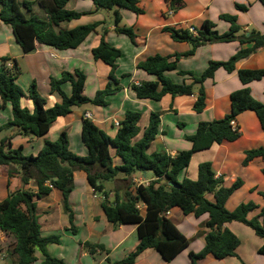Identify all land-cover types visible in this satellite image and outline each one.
<instances>
[{"label":"trees","instance_id":"16d2710c","mask_svg":"<svg viewBox=\"0 0 264 264\" xmlns=\"http://www.w3.org/2000/svg\"><path fill=\"white\" fill-rule=\"evenodd\" d=\"M72 0H37L38 5L46 15L40 19L34 15L32 3L23 0H0V21L9 26L16 44L23 54L32 53L37 44L49 46L59 51L75 49L92 33L100 34L98 45L91 53L95 61H101L110 68L106 86L98 90L93 98L83 94L86 80L85 74L76 69L73 72H63L59 78L49 79L51 94L59 98V102L46 108V101L37 91L35 82L28 88V98L32 102L33 111L29 112L21 107L24 93L17 84L18 71L15 64L7 65L8 59L1 58L0 65V110L7 104L11 108V120L0 128L14 129L15 134L44 137L58 118L71 113L74 107L90 104L104 107L108 105L107 97L120 91L119 79L115 73L117 61L121 57L120 49L110 45L105 36L107 28L104 22L68 29L64 25L83 16L112 9L128 10L136 15L143 14L138 7V0H90L93 9L88 12L68 10ZM168 10L175 13L182 6V0H163ZM264 6V0H258ZM245 11L247 8L238 6ZM221 20L229 24L228 31L219 34L215 25L204 20L199 25L190 27L165 26L162 32L169 35L173 42L188 43L190 49L183 53L169 56L159 54L149 56L136 65L138 70L153 77L152 81L130 83L129 88L138 100L161 101L165 96H193V110L201 113L206 107L204 82L213 79L215 72L222 68L228 73L235 71V64L247 58L258 49H264V32L250 30L242 32L236 22V17L223 14ZM121 15L115 12V32L123 35L134 44L136 33L132 27L120 26ZM101 29V31H100ZM237 42L239 48L227 61H210L208 66L199 74L178 68L181 59L194 55L196 49L205 43ZM242 45H247L243 48ZM176 72L184 80L175 82L169 75ZM237 76L243 87L230 94V112L221 119L199 122L193 135L185 139L191 143V148L179 151L174 156L165 152L148 153L151 143L158 134L159 115L151 113L149 123L140 139L139 121L141 114L126 111L123 119L118 123L117 133L111 138L94 122L84 118L81 125V141L88 153L79 156L69 149V139L66 131H62L54 141L45 140L43 147L36 155H24L22 147L12 148L10 140L5 137L0 141V166L7 171L8 177L17 176L23 186L33 181L36 190L21 188L10 193L0 201V233L12 237L14 244L11 254L13 264H32L35 262V252L43 254L42 264H65L62 260L48 256L47 247L59 243L58 235L42 237L36 200L57 190L62 196V207L68 214L72 233H76L74 214L69 206L68 198L72 192L73 175L75 171H82L86 181L94 194L102 198L101 209L113 228L121 225H136L138 244L133 251L114 264H133L137 257L147 249L155 250L161 258L172 261L180 252L187 248L188 239L166 217L170 210H180L184 215L196 218L207 215L208 220L203 225L207 231L198 235L204 238V247L198 252L189 253V264H201L204 259L211 257L222 260L236 256L239 239L224 224L239 222L253 230L254 234L264 241V204L258 206L253 202H242L234 210L228 211L225 204L231 194L243 185L237 178L229 187L223 186L222 178L215 177L210 162L198 165L197 178H184L178 181V174L186 169L194 153L207 150L222 142H234L240 136L238 128H232L231 122L246 111L255 114L258 123L264 130V102L256 100L248 84L264 78V69L237 71ZM123 78L129 75H123ZM185 79L190 80L186 83ZM69 83L70 94L65 93L62 85ZM110 149H114L115 157L121 159L120 166H114ZM256 158L264 159V147L245 151L243 165ZM150 171L154 179L147 185H135L132 181L136 173ZM264 175V169L261 171ZM122 176L121 184L112 190L107 188L109 182H114ZM172 183L175 187L169 185ZM119 191L122 195L119 196ZM110 194H113L110 198ZM212 194L214 201L206 198ZM264 198V190L258 191ZM143 206V208H138ZM257 211V212H256ZM256 212L252 217L249 214ZM84 250L89 254L101 251L100 244L84 242ZM264 256V243L258 249Z\"/></svg>","mask_w":264,"mask_h":264},{"label":"crops","instance_id":"0c3cea01","mask_svg":"<svg viewBox=\"0 0 264 264\" xmlns=\"http://www.w3.org/2000/svg\"><path fill=\"white\" fill-rule=\"evenodd\" d=\"M18 1L21 3L23 0ZM27 1L32 3L35 16L40 19L46 18L37 0ZM182 3L183 6L172 13L166 8L163 0H138V7L143 10V14L131 17L130 24L133 25L136 33L134 44L128 41L125 36L117 34L114 25L107 26L106 41L122 52L117 61L115 73L119 79L120 91L108 96V105L104 107L90 104L74 107L70 114L58 118L51 124L44 137H32L30 141L34 145L30 144L29 150L22 143L23 136L15 134V130L11 129L8 137H12L10 140L12 148L21 146L23 154L36 155L43 147L45 140L54 141L62 131H66L69 149L79 156H86L88 151L80 137L82 120L87 118L94 122L109 137L113 138L117 133V124L129 110L141 114L138 124L139 134L135 140L141 138L148 126L150 114L157 113L159 115L158 134L148 149L149 154L165 152L174 156L179 151L189 150L191 143L185 137L195 133L199 122L221 119L230 112V94L243 87L238 79L237 71L264 69V49H258L247 58L239 60L235 64L234 72L228 73L220 68L215 72L213 79L204 82L206 107L201 113H196L193 110L197 94L174 98L167 95L159 102L136 99L129 84L153 80L152 76L136 68L137 63L156 54L169 56L189 50L188 43L173 42L167 33L162 32V28L165 26L190 27L192 24L197 26L202 21L208 20L215 25L219 34H223L228 31L229 24L221 20L220 16L227 14L236 17V22L242 32L250 30L264 32V6L258 0H182ZM238 6H244L247 9L243 11ZM67 8L76 12H88L93 9V5L90 0H72ZM148 11L151 12L152 22L143 23L142 17L145 18ZM101 13L97 12L89 17L83 16L64 26L74 29L86 24L101 22L103 21ZM99 41L100 34L95 32L75 49L59 51L37 44L32 53L23 54L14 40L10 27L0 21V65L2 57L8 59L7 65L15 64L18 71L16 82L24 93L21 98V107L29 112L33 111L32 102L27 95L32 82H35L38 93L45 99L46 108L59 102L58 96L50 93L49 79L59 78L63 72H73L76 69L81 70L86 76L83 94L88 98H93L98 90L106 86L110 72L107 65L101 61H95L92 56L91 51ZM241 47L245 48L247 45ZM237 48H239L237 42L205 43L196 49L194 55L181 59L178 62V68L199 74L210 61H227L236 53ZM123 75H129V77L123 78ZM169 75L177 83L184 80L176 72H171ZM185 82L190 83V80L185 79ZM248 87L256 100L264 102V78L251 82ZM62 88L65 93L70 94L69 83L63 84ZM1 111L6 112V115L3 114L6 121L9 122L11 120L10 106L7 104L0 110V113ZM4 123L3 116L0 115V128ZM234 123L241 134L236 141H224L219 145H213L207 150L194 153L191 158V161L195 160L197 163L196 170L200 163L210 162L215 177L222 178L225 187H229L237 178L241 177L235 178L239 171L248 173V180L242 176L240 179L243 181V185L228 198L225 204L228 211L234 210L237 205L242 203V201L233 203V200L239 198L240 192L247 193L248 188H250V192L262 199V202L256 205L264 204V198L258 194V191L264 190V175L261 173L264 169V159L256 158L249 161L247 165H243L245 151L264 147V130L261 129L255 114L251 111L238 115ZM110 153L113 157V165L120 166L122 161L115 157L114 149H110ZM187 168L184 170H188ZM252 172L256 174L258 181L251 178L250 173ZM185 174L184 177L187 178V173ZM134 177L148 181L154 179L153 176L148 178L146 173L143 175L136 173ZM121 178L122 176H119L116 181L109 182L107 188L112 190L114 186L125 185L120 181ZM196 178L195 174L190 179ZM248 181L251 186L247 187ZM73 185L74 188L69 195L68 203L74 214L76 233L69 230L68 214L63 210L62 196L59 191L52 190L49 195L36 200L41 236L58 235L60 237L59 243L50 244L47 247L48 256L62 260L65 264H114L120 261L138 244L136 225L112 227L101 209L102 198L96 197L86 181L84 172H74ZM21 188L36 190L33 181L23 186L19 177H8L6 169L0 166V201ZM112 195L110 194V198ZM121 195L122 192L119 191V196ZM206 198L214 201L212 194H207ZM256 212L250 213L249 217L254 216ZM166 217L188 239L187 248L170 262L164 261L155 250L147 249L137 257L133 264H189V253L198 252L204 247V238L198 234L201 231H207L203 227L208 220L207 215L196 218L192 215H184L180 210H170ZM224 228L230 230L239 239L236 256L226 257L222 260L207 257L201 264H264V256L258 253V249L264 241L256 236L253 230L239 222L226 223ZM84 242L100 244L103 249L89 254L83 248L82 243ZM13 244L12 237L5 234L0 237V264H13L14 256L11 254ZM34 256L36 260L32 264H42L43 254L36 251Z\"/></svg>","mask_w":264,"mask_h":264},{"label":"rangeland","instance_id":"374dc122","mask_svg":"<svg viewBox=\"0 0 264 264\" xmlns=\"http://www.w3.org/2000/svg\"><path fill=\"white\" fill-rule=\"evenodd\" d=\"M167 8V7H166ZM168 9V8H167ZM118 10V12L120 13V15H121V18H122V20H121V23L119 24L120 26H128V27H132L133 29H134V27H133V25L132 24H130L131 22H132V18L131 17H135L136 16V14H134V13H132V12H130V11H128V10H124V9H112V10H104V11H101L102 13V18H101V20H103V22H104V24H103V26L102 27H104V28H106L107 26H110V25H114L115 24V12ZM124 15H128L127 17L125 16L124 17ZM142 16V15H141ZM89 17V16H88ZM137 17V16H136ZM151 17V12L150 11H148V15L145 17V18H143L142 17V22L143 23H149V22H152V18H150ZM87 25V24H86ZM100 31H101V29H100ZM128 39V38H127ZM128 41H130L129 39H128ZM190 46V45H189ZM190 49V48H189ZM3 113H5V115H6V112H4V111H1V113H0V115H1V117L3 116V121L5 122L4 124H3V126L4 125H6L7 124V121H6V117H4V114ZM10 132H11V129H4V130H1L0 131V141L3 139V138H5V137H8L9 136V134H10ZM32 137L31 136H23L22 137V143L24 144V146L26 147V148H28V150L30 149V146L32 145V143H31V141H30V139H31ZM30 142V143H27V142ZM31 144V145H30ZM34 145V144H33ZM32 145V146H33ZM29 154V153H28ZM25 155V154H24ZM244 157H245V153H244ZM196 166H197V163H196V161L195 160H193V161H191V163L189 164V166H188V170H184L183 172H180L179 174H178V176H177V179H178V181L179 182H181L185 177V173H187V178L188 179H190V178H193L194 176H195V174L197 175V170H196ZM196 172V173H195ZM146 174H147V177L149 178V177H152L153 176V174L150 172V171H147L146 172ZM248 174V173H247ZM247 174H245V173H243L242 171L240 172H238V174H236V177L235 178H237V177H242V176H244V177H246V180H248V178H247ZM141 175H143V173H141ZM250 176H251V178L252 179H256V181H258V179L256 178V174L254 173V172H252V173H250ZM190 177V178H189ZM240 177V178H241ZM190 180H192V179H190ZM195 180V179H194ZM235 180V179H234ZM249 182V181H248ZM246 186L248 187V186H251V183L249 182V183H246ZM254 186V185H253ZM259 186V185H258ZM250 190V188H248V191H247V193L245 192H240V196H239V198H235L234 200H233V203H235V202H240V201H242V202H253V203H255V204H260L261 202H262V199L258 196V195H256V194H253V192H250L249 191ZM249 192V193H248ZM96 195V197H98V198H100L101 196L99 195V194H95ZM260 206H262V204L260 205Z\"/></svg>","mask_w":264,"mask_h":264},{"label":"built area","instance_id":"2783aa9c","mask_svg":"<svg viewBox=\"0 0 264 264\" xmlns=\"http://www.w3.org/2000/svg\"><path fill=\"white\" fill-rule=\"evenodd\" d=\"M190 31L194 33V30H193L192 27H190ZM8 66H9V67H12V64L10 63ZM231 125H232V128H236V125H235L234 121L231 122ZM117 126H118V124H117ZM132 181H133V183H134L135 185H140V184L147 185V184L150 182V181L145 180V179H143V178L139 179V178H135V177H133ZM142 207H143V206H138V208H142ZM2 235H3V233H0V237H1Z\"/></svg>","mask_w":264,"mask_h":264},{"label":"water","instance_id":"95a60500","mask_svg":"<svg viewBox=\"0 0 264 264\" xmlns=\"http://www.w3.org/2000/svg\"><path fill=\"white\" fill-rule=\"evenodd\" d=\"M169 185L172 186V187H175V185H173L172 183H169Z\"/></svg>","mask_w":264,"mask_h":264}]
</instances>
